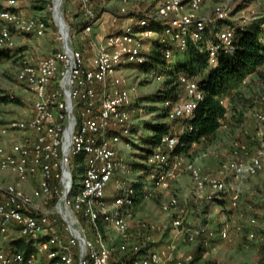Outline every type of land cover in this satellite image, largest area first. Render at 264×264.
Instances as JSON below:
<instances>
[{
  "label": "built area",
  "instance_id": "built-area-1",
  "mask_svg": "<svg viewBox=\"0 0 264 264\" xmlns=\"http://www.w3.org/2000/svg\"><path fill=\"white\" fill-rule=\"evenodd\" d=\"M0 7V50L15 46L13 32L43 36L48 26L41 18L27 16L21 9L23 0H3ZM85 17L77 33L81 45L74 44V33L64 14L56 9L62 0H53L52 24L57 28L58 50L46 56L25 59L17 71V80L32 96L26 118L12 119L0 130V264H211L198 263L194 253L173 255L176 240L185 234L189 243L201 237L203 245L217 237L229 239L228 225L182 228L181 215L171 223L170 243L163 250L154 247L160 227H151L136 241H130L127 218L136 204L132 184L116 179V194L110 201L105 189L117 172L124 171L116 144L130 132L129 109L135 87L122 75L124 65L146 62L143 39L154 38L168 58L170 46L184 51L187 42L201 41L209 24L228 19L230 1L213 9V17L198 14L210 0H152V6L141 16L126 9L129 0L111 17L108 33L92 34L98 22L97 5L108 0H74ZM220 1V0H219ZM223 1V0H221ZM99 3V4H98ZM99 8V9H100ZM161 26V31L151 27ZM240 28L242 26H239ZM236 27L222 24L216 33L218 43L207 42L208 62L216 63L219 45L231 53ZM154 80L160 74L151 73ZM183 96L164 101L170 119L194 117L203 91L193 77L179 75ZM259 120L263 114L257 115ZM190 124L180 128V132ZM21 133L18 140L13 134ZM130 136V137H131ZM264 132L251 135L255 149L236 144L222 165L225 175L201 173L193 162L182 165L174 152L175 134L164 135L144 162L150 167L143 186V198L156 189H167L181 170L189 173L195 196L216 203L225 201L230 209L238 207L241 189L264 168ZM127 139V138H126ZM80 155L79 161H74ZM15 177L16 180L11 178ZM36 181L30 191L24 183ZM264 189V181L262 183ZM178 199L169 197L161 211L176 209ZM260 214L264 217V192L260 194ZM256 219H250L254 225ZM145 226V225H143ZM106 229L113 232L107 234ZM236 230H239L237 228ZM254 231L246 239L252 240ZM32 242V251L13 246L17 239ZM206 251L201 257H205ZM255 264H264V257Z\"/></svg>",
  "mask_w": 264,
  "mask_h": 264
},
{
  "label": "rangeland",
  "instance_id": "rangeland-1",
  "mask_svg": "<svg viewBox=\"0 0 264 264\" xmlns=\"http://www.w3.org/2000/svg\"><path fill=\"white\" fill-rule=\"evenodd\" d=\"M62 1L63 3L56 10L64 14L71 33H74V44L79 47L81 43L77 33L85 24L86 19L81 15L74 0ZM52 2L53 0H23L20 6L23 13L27 16L44 19L48 28L40 37L12 30L15 46L11 49L1 50L5 55L0 58V130L12 119L26 118L32 105L29 89L21 84L16 77L22 61L46 56L58 50V43L55 34H53L57 28L51 21L54 10L50 9ZM112 2L116 8L109 11L97 5L96 13L103 21L104 27H99L98 22L93 25L91 35L94 38H97V35L108 33V22L120 6L119 0L117 2L112 0ZM220 2L226 4L225 0L207 1L198 14L204 17H213V9ZM107 3L108 1H105L101 4L107 5ZM4 5V1L0 0V7ZM125 6L129 13L141 16L151 8L152 0H129ZM228 16L223 24L248 26L250 23L264 18V0H232L228 6ZM221 24H209V31L213 33L212 29L219 28ZM207 40L208 43L211 41L210 33L207 35ZM143 43L145 64L124 65L121 72L127 78V83L135 87L131 104L128 107L129 126L134 134L131 136L128 132L124 136L125 138H121L120 142L116 144L118 157L125 168L123 172H117L113 176L105 189V195L109 201L117 192L116 179L124 181L126 184L145 182L147 177L149 179L147 169L140 165H146L143 159L147 156L145 149L148 146L145 144L144 138L151 133V125L166 123L173 134H178L180 128L185 125L183 120L168 118L169 109L162 102L154 100V96L160 90L173 86L178 97L183 96L184 93L176 76L161 72L152 64L153 56L163 48L162 44H159L154 38L143 39ZM170 51V56L167 59L172 62L180 51L177 52V48L171 46ZM149 73L153 77L155 74H160L161 78L154 80L149 76ZM201 78L200 74H195L196 80ZM222 103L225 113L220 119L219 128L208 137L192 142L188 148L177 153L181 158L182 165L186 162H193L199 167L201 173H213L220 177L225 175L222 165L237 147L236 144H247V149L252 152L255 145L251 140V135L260 130L264 132V119L259 120L257 116L258 114L264 115V64L258 67L257 72L248 75L236 90L225 95L222 98ZM13 137L21 140L23 134L15 133ZM11 179L16 180L15 177ZM263 181L264 168L242 186L238 207L230 209L223 200H216V203H213L207 201L205 196L202 198L195 196L189 173L181 170L167 189H156L152 196L142 197L136 202L127 218L129 240L136 241L143 235L155 233L154 228L160 227L162 238L166 237L162 243L166 246L170 243L172 220L180 214L181 227L184 229L187 227H212L217 230L221 226L228 225L230 236L227 240L217 238L214 241H209L207 245H203L201 237H198L196 242L189 243L185 240V234L182 233L175 242L174 256L191 252L194 253L198 263L255 264L264 257V217L260 214V194L264 192ZM36 184V181L29 180L24 183V189L30 191ZM144 185L147 186V184H142V191ZM171 196L178 199L177 208L162 212L161 204ZM253 217L256 219V223L251 225L250 219ZM237 228L239 230H236ZM106 231L111 237L114 235L111 230L106 229ZM250 231H254L255 237L252 240H247L246 236ZM159 238L156 237L157 240ZM205 251L207 252L205 257H201Z\"/></svg>",
  "mask_w": 264,
  "mask_h": 264
},
{
  "label": "trees",
  "instance_id": "trees-1",
  "mask_svg": "<svg viewBox=\"0 0 264 264\" xmlns=\"http://www.w3.org/2000/svg\"><path fill=\"white\" fill-rule=\"evenodd\" d=\"M223 22L225 21L218 23L223 24ZM229 26L236 27L233 39V51L228 53L223 49L222 45H219L216 51L215 64L208 62L206 41H208L207 35L210 33L211 41L218 43L216 33L221 26L217 29L213 28V33L208 30L205 33V38L201 41L193 42L189 40L186 49L180 51L172 62L161 51H158L153 56L152 64L159 71L176 76L177 79L181 74L193 78H195L196 73L202 76L197 81L203 91V99L199 102L194 117L188 121L183 120L185 124H190L191 129L186 128L176 134L179 140L174 150L175 153H179L188 148L192 142H197L201 138H206L213 134L219 128L220 119L225 113L222 98L232 90H236L248 75L257 72L258 67L264 64V18L250 23L248 26H242L241 28L239 26ZM151 28L155 31H161V26L159 25H154ZM4 55L0 50V58ZM174 88L173 86L160 90L154 96V100L162 103L167 100H175L178 96ZM150 132L144 138V142L148 146L145 149L147 155L152 152L154 147L160 145L161 138L164 135L173 134L170 131L169 125L166 123L152 124ZM80 159L81 156L77 155L74 161L76 162ZM140 166L147 169V174L149 173V166ZM142 184L144 182L141 181L132 183L136 191L134 197L135 203L143 197L144 191L141 190ZM12 244L17 248L23 249L26 253H30L33 250L32 242L25 241L22 238L13 241Z\"/></svg>",
  "mask_w": 264,
  "mask_h": 264
},
{
  "label": "crops",
  "instance_id": "crops-1",
  "mask_svg": "<svg viewBox=\"0 0 264 264\" xmlns=\"http://www.w3.org/2000/svg\"><path fill=\"white\" fill-rule=\"evenodd\" d=\"M116 2H117V0H116ZM113 4H114V3L112 2V0H108L107 5H104L103 8H105L107 11H109V10H113L114 8H116V6L113 5ZM162 236H163L162 233L156 235L157 238H159V237H160V238H159L158 241L155 243L154 247L158 248L159 250H163V249L165 248L164 243H162V241H164V240L166 239V237H163V238H162ZM216 239H217V237L213 238L211 241H214V240H216ZM163 246H164V247H163Z\"/></svg>",
  "mask_w": 264,
  "mask_h": 264
}]
</instances>
